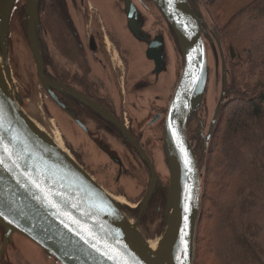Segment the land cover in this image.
<instances>
[{
  "label": "water",
  "instance_id": "obj_1",
  "mask_svg": "<svg viewBox=\"0 0 264 264\" xmlns=\"http://www.w3.org/2000/svg\"><path fill=\"white\" fill-rule=\"evenodd\" d=\"M17 1L0 0V159L4 160L0 165V264H194L204 176L188 136V120L202 110L205 100L209 104L210 51L221 61V88L216 104L210 98L213 106L208 107L207 127L201 122L204 163L219 114L235 99L226 94L232 82L230 66L210 26L214 19L209 8L200 0H151L154 12L166 20L165 26L177 39L183 69L175 91L176 61L167 78L155 73V80L131 83L132 110H146L149 100L168 107L164 137L168 164L162 170L168 177L166 202L160 218L150 225L146 211L151 192L130 215L78 165L56 133L35 117L42 114L39 107L32 112L20 107L8 58L9 21ZM53 1L71 21L68 6L78 0ZM94 3L110 21V34L125 37L128 47L140 44L149 60L156 54L158 68L168 45L161 40L149 42L150 36L143 32L148 9L142 0ZM22 14L37 61V80L65 93L54 77H46L41 65L38 0H24ZM83 102L101 115L92 102ZM157 232L161 235L155 240Z\"/></svg>",
  "mask_w": 264,
  "mask_h": 264
},
{
  "label": "flooded vegetation",
  "instance_id": "obj_2",
  "mask_svg": "<svg viewBox=\"0 0 264 264\" xmlns=\"http://www.w3.org/2000/svg\"><path fill=\"white\" fill-rule=\"evenodd\" d=\"M96 1L70 4V21L53 0H38L41 65L46 77H54L67 90L65 93L36 78L37 61L23 25L24 0L17 1L9 21V64L20 107H39L41 121L53 135L57 129L61 132L66 150L78 165L114 199L122 197L133 203L125 201V211L134 215L145 196L152 193L146 211L152 225L166 202L168 181L162 170L168 164L164 150L168 107L149 100L146 110H132L131 83L155 80V73L167 78L176 61L175 91L183 58L172 29L154 12L151 0H142V6L148 9L143 32L150 36L149 42L161 40L168 45L158 68L156 54L149 60L140 44L128 47L125 37L110 34V21L100 14L97 7L101 6H96ZM35 94L41 105L38 101L27 105ZM84 100L92 102L101 115ZM197 116H191L188 125L196 122ZM67 133L72 135L73 146L67 141ZM190 141L199 158L204 147L199 132Z\"/></svg>",
  "mask_w": 264,
  "mask_h": 264
},
{
  "label": "trees",
  "instance_id": "obj_3",
  "mask_svg": "<svg viewBox=\"0 0 264 264\" xmlns=\"http://www.w3.org/2000/svg\"><path fill=\"white\" fill-rule=\"evenodd\" d=\"M203 1L235 99L219 114L206 163L198 158L204 180L194 264H264V0Z\"/></svg>",
  "mask_w": 264,
  "mask_h": 264
},
{
  "label": "rangeland",
  "instance_id": "obj_4",
  "mask_svg": "<svg viewBox=\"0 0 264 264\" xmlns=\"http://www.w3.org/2000/svg\"><path fill=\"white\" fill-rule=\"evenodd\" d=\"M200 1H202V3L206 6V7H208L209 8V6H207V4L203 1V0H200ZM199 7L198 8H200V5H198ZM209 10H210V8H209ZM210 12H211V14H212V16H213V13H212V11L210 10ZM213 19H214V25H211L210 24V26H211V28H212V30L214 31V29H216V27H217V25H216V21H215V18H214V16H213ZM214 33H215V31H214ZM216 34V33H215ZM218 37V36H217ZM222 46H223V50H224V52H225V55H226V59H227V63L229 64V66H230V63H229V59H228V56H227V54H226V51H225V48H224V45L222 44ZM209 50H210V48H209ZM212 50V49H211ZM208 59H209V78H210V80H209V84H210V87H209V97H208V100H209V104H207V100H205V103H204V105H203V108H202V110L201 111H199L198 113H197V117H199L198 118V120L195 122L194 121V127H193V130L195 131V130H197L199 133H200V130H201V122L203 121L204 122V127L206 128L207 127V121H208V117H209V108H211L213 105H211V102H210V98H211V100H212V104H216V102H217V100H218V94L220 93V88H221V71H220V68H221V61H219L218 60V58L215 56V55H212V52L210 51V53H209V56H208ZM217 59V60H216ZM214 66H215V68H214ZM216 67H218L217 69H216ZM227 68V67H226ZM217 71H216V70ZM215 74H216V76H215ZM215 78V79H214ZM231 78H232V76H231ZM228 86V85H227ZM226 94H228L227 93V91H226ZM228 95H230V94H228ZM32 98H35V100H34V102H36V100L38 101V103H39V97H37L36 96V94L35 95H33V97H31V100H32ZM39 99V100H38ZM29 102H31V101H29ZM29 102H27V105H29V104H32V103H29ZM33 102V103H34ZM41 104L39 103V106H40ZM208 105V106H207ZM209 107V108H208ZM41 109H42V107H41ZM32 110H33V108H30V111L32 112ZM36 118H38V119H40L39 117H40V115L38 116H35ZM41 120V119H40ZM42 123L47 127V124H45L43 121H42ZM192 124V125H193ZM48 128V127H47ZM57 128V127H56ZM198 128V129H197ZM53 132V131H52ZM198 132H197V135H198ZM54 133H59V136H60V139L63 137L62 136V134H61V132L57 129L56 130V132H54ZM66 136H68V137H66V138H68L67 139V141L69 142V144L70 145H74V140H73V138H72V135H71V133H67L66 134ZM199 138H200V136H199ZM61 143H62V146L65 148V146H64V142H63V138L61 139ZM66 149V148H65ZM68 152V151H67ZM69 153V152H68ZM203 153V154H202ZM202 153H201V156L203 155V159H202V161L204 162V147H203V151H202ZM206 160H207V157H206ZM164 170V169H163ZM201 172L203 173V176H204V171H202L201 170ZM163 176L166 178V180L168 181V177L165 175V174H163ZM203 180H204V178H203ZM202 192H203V190H202ZM119 199H122V200H124V201H126V202H129V200H127V199H125V198H119ZM130 204H132L133 205V203H131V202H129ZM160 218V217H159ZM158 218V219H159ZM157 221V220H156ZM155 221V222H156ZM154 222V223H155ZM153 223V224H154ZM152 224V225H153ZM197 234V233H196ZM161 235V232H157V235H156V237H155V240H156V238H158L159 236ZM196 241V240H195ZM194 260H195V257H194Z\"/></svg>",
  "mask_w": 264,
  "mask_h": 264
},
{
  "label": "bare ground",
  "instance_id": "obj_5",
  "mask_svg": "<svg viewBox=\"0 0 264 264\" xmlns=\"http://www.w3.org/2000/svg\"><path fill=\"white\" fill-rule=\"evenodd\" d=\"M175 90H176V89H175ZM54 136H55V135H54ZM56 138L58 139L60 145H62V143H61V139H60V136H59V133H56ZM119 201H120V202H119ZM119 201H118V202L121 203V204H124V202H125V201L122 200V199L119 200ZM125 203H126V202H125ZM126 204H127V203H126Z\"/></svg>",
  "mask_w": 264,
  "mask_h": 264
},
{
  "label": "snow or ice",
  "instance_id": "obj_6",
  "mask_svg": "<svg viewBox=\"0 0 264 264\" xmlns=\"http://www.w3.org/2000/svg\"><path fill=\"white\" fill-rule=\"evenodd\" d=\"M6 151V150H5ZM4 163V160L3 159H0V165H2ZM50 203V206L51 207H53V208H55L56 207V205L54 204V203H51V202H49ZM65 227H67V225H65ZM85 243H87V241H85Z\"/></svg>",
  "mask_w": 264,
  "mask_h": 264
}]
</instances>
